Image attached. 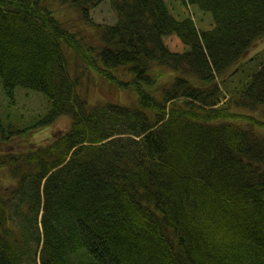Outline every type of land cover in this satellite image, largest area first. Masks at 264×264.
<instances>
[{
    "label": "trees",
    "instance_id": "trees-1",
    "mask_svg": "<svg viewBox=\"0 0 264 264\" xmlns=\"http://www.w3.org/2000/svg\"><path fill=\"white\" fill-rule=\"evenodd\" d=\"M181 2L209 27L165 0H0L1 91L46 101L0 120V264H264V0ZM86 72L135 104L90 102Z\"/></svg>",
    "mask_w": 264,
    "mask_h": 264
},
{
    "label": "rangeland",
    "instance_id": "rangeland-1",
    "mask_svg": "<svg viewBox=\"0 0 264 264\" xmlns=\"http://www.w3.org/2000/svg\"><path fill=\"white\" fill-rule=\"evenodd\" d=\"M165 2L169 7L170 12L176 18H184L193 15L196 18L198 28L206 29L209 27L211 16L208 12L205 13L209 15L210 19L208 15L198 12L197 7L195 6L185 7L181 0H165ZM72 18L76 19V15L72 14ZM90 20L94 22V24L110 25L113 24L116 20L115 12L108 2H103L90 11ZM76 24L77 27L74 30H80L84 28L83 22L80 21ZM165 42L172 49H180L181 43H179L178 39L175 36L166 37ZM263 48L264 38L256 42L253 45L252 49L247 52V54L248 56H251L256 51H259ZM67 55L69 56L68 53ZM70 57L71 56H69V58ZM70 59L72 63L74 61V63L76 64L80 62L79 60H75L74 58V60L72 58ZM69 68L70 73L76 74V69L73 65H70ZM81 90L87 95L88 100L94 104L102 101H118L117 104L119 105L129 106L135 104L134 101L136 102V94H134L133 91L130 92V90H120L118 88L114 89L108 83L103 81L100 77H95V75L90 72H86V74L82 77ZM15 91H17L18 104L16 103L10 105L4 97L0 86V120L4 126H7V120L8 118H10L9 122L15 125L16 128H24L29 125L27 123L28 121H26V118L28 119L29 117H31L30 114H32V112H29L28 109L31 108L30 110L32 111H43L46 106V101L42 95L35 92L27 90L24 91L21 90V88H17ZM68 126L69 118L62 116L56 121H54L50 126L44 127L42 129L43 131L40 130L39 132H35L33 135H31L34 137L35 141H41L45 140L47 138L46 136L55 135L66 130ZM32 136L29 137V141H32ZM1 147L5 149L4 145H1ZM7 181L8 180H5L4 182L0 181V189H2L4 185L9 183Z\"/></svg>",
    "mask_w": 264,
    "mask_h": 264
},
{
    "label": "bare ground",
    "instance_id": "bare-ground-1",
    "mask_svg": "<svg viewBox=\"0 0 264 264\" xmlns=\"http://www.w3.org/2000/svg\"><path fill=\"white\" fill-rule=\"evenodd\" d=\"M27 123L30 124V122H27ZM42 129H43V128L38 129L37 132H39V131L42 130ZM42 131H43V130H42Z\"/></svg>",
    "mask_w": 264,
    "mask_h": 264
}]
</instances>
